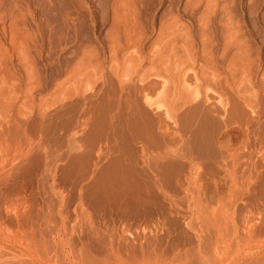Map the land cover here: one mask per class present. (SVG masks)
I'll list each match as a JSON object with an SVG mask.
<instances>
[{
  "label": "rangeland",
  "instance_id": "obj_1",
  "mask_svg": "<svg viewBox=\"0 0 264 264\" xmlns=\"http://www.w3.org/2000/svg\"><path fill=\"white\" fill-rule=\"evenodd\" d=\"M113 1L1 0L6 11L15 9V4L23 8V28L34 38L37 79L33 117L22 127L5 130L0 142V221L13 223L9 222L12 219L8 218V211L26 212L21 219L28 221L25 224L34 223L37 226L34 229L40 230V223L43 226L49 223L52 228L53 224L61 223L57 214L65 209L68 225L72 226L76 212L82 214L85 210L78 218L81 224L78 231L81 229L82 233H74L71 238L74 248L88 244L83 247L89 253L92 250L96 259L103 257L111 239L126 259L128 256L133 261L135 257L141 259L145 251L148 264H264V92L255 89L260 92L261 109L257 113L246 109L242 128L225 126L219 116H211L203 123L202 116L197 118L195 134H187L178 147L173 145L172 151L178 152L168 160L173 177L161 180L158 186L157 177L144 163V144L129 129L130 122L139 116L131 117L124 108L120 112L108 111L110 85L102 86L94 79L72 85L67 79L72 68H84L95 55L108 56L111 35L117 28ZM234 1L235 16L242 22L250 44L252 61L248 66L253 67L260 86L264 82V0ZM183 3L184 0L134 1L133 14L128 18L139 21L147 33L144 51L156 46L160 23L171 12L198 40V19L183 9ZM215 21H219L218 16ZM131 50L126 47L121 54ZM160 97L156 95L151 101L159 103ZM17 105V109L22 107L21 102ZM149 112L156 121L161 115L169 123L168 131L174 127L156 106ZM19 117L28 120L25 114H17ZM160 134L157 133V143L166 146L169 142L170 150L174 138L170 135L167 138L172 139L162 138ZM229 153H235L237 159L228 172L223 164ZM191 158L199 163L195 173ZM117 160L137 163L135 166H140L147 176L140 177L141 171L136 167L140 171L136 174L140 178L136 187L143 185L141 189L135 187L136 192L131 190L136 194V202L134 194L127 196L134 205L127 206L126 199L122 200L124 209L120 208L122 203L111 202L115 197L107 195L112 198L110 203L108 197L98 195L96 188L98 172ZM155 160L159 164L166 161ZM138 201L146 205H139ZM46 234L50 241V233ZM147 254L151 255L150 260Z\"/></svg>",
  "mask_w": 264,
  "mask_h": 264
},
{
  "label": "bare ground",
  "instance_id": "obj_2",
  "mask_svg": "<svg viewBox=\"0 0 264 264\" xmlns=\"http://www.w3.org/2000/svg\"><path fill=\"white\" fill-rule=\"evenodd\" d=\"M134 1H113V17L114 23H117V28L111 35L109 53L105 57L109 61L95 55L84 68L69 69L71 71L67 74V79L72 85H82L84 81L93 79L96 82L110 85L112 89L111 95L107 97L109 101L107 103L109 104L107 105L108 111L120 112L124 108L130 116H139V119L136 118L130 122L129 129L134 137L144 144L143 153L145 152L146 160L143 161L146 163L147 169L152 171L150 173L157 177L156 183H159V186L161 180H166L172 176L170 170L173 167L168 160L173 154L178 155L176 154L177 150L172 151L173 145L176 148L179 143L183 142L187 134H195L196 131L193 130L194 121L197 118L202 116L200 121L203 123L211 116H219L223 119L225 126L236 125L242 128L244 123L242 116L247 115L246 109L251 113H257L261 109L260 92L255 89L264 92V82L257 86V74L254 73L252 66H248L249 62L252 61L250 44L247 42L246 31L242 22L235 16L237 6L234 0H184L185 7L183 9L185 8V11H189L191 16L198 19L200 26V31L197 33L198 40L193 38L191 30L186 27L187 25L184 26L179 22L178 15L171 12L167 19L161 21L157 33L158 37L156 36V46L150 47L148 52L144 51V39L147 37V33L139 21H131L128 18L129 14H133ZM1 6L3 5H1L0 0V142L5 130L22 127L33 117L35 109L34 91L36 90L35 82L37 79L36 59L33 53L34 38L32 35L30 36L29 31L27 32L23 28V8L15 4V9L13 7L12 11H6ZM217 16L219 21L216 22ZM216 33L219 34V37L215 36ZM126 47L132 49L131 52L121 54V50ZM72 85L71 87H73ZM75 89L72 92H76ZM80 93L75 94L80 95ZM156 95L162 97H160L163 100L161 104L162 100L159 103L158 101L156 103L151 101ZM18 102L22 104L19 105L22 106L19 109L16 108ZM155 106L161 113L168 116L171 123L173 122L174 127L169 131L167 130L169 123H165L161 115H158V121L151 118L149 111L155 109ZM17 114L20 116L25 114L28 120H23L21 117H19L20 119L17 118ZM159 132L162 133V135L160 134L162 138H167L169 135L174 138L170 150L169 142L166 143V146L157 143V133L159 134ZM156 158L166 159V161L159 164L157 163L158 160H155ZM236 159L235 153H229L223 164L226 171L229 172L230 166L236 163ZM111 163L104 165L105 169L98 172L97 194L100 195L99 193H101L104 197H108L107 195L115 197L117 201L112 198L109 199L110 196L107 200L112 199L111 202L122 203L120 208L124 207L125 204L122 200L125 199L128 202H125L128 204L127 206L134 205L130 197L128 199L131 202L127 200V196L132 194V189L135 190V187L139 186V176H144L143 178L147 176L139 169L140 166H135L137 164L135 162L133 165L121 160ZM191 165L192 171L197 172L199 163H195L194 159ZM95 173L97 172L95 171ZM137 173H140L139 176L136 175ZM86 179L89 180L87 177ZM176 180H178L176 183L179 182V179ZM183 183H185V179ZM180 184L182 186V179H180ZM141 187L136 188L141 189ZM134 195L132 198L135 197L136 202V194ZM140 201L143 202V200ZM140 201H138L139 205L143 204ZM145 202L142 206L146 205ZM192 202L195 203L196 201ZM193 206L195 207L194 204ZM82 211L83 213L86 212L85 210ZM83 213L76 212L75 224L69 226L67 222L68 213L62 209L57 214L62 218L60 224H56L55 222L58 221H54L56 225L53 224L54 226L52 225L51 228L49 223L48 225L44 224V226L40 223L39 230L34 229V223L25 224L28 222L27 220L26 222L21 221L26 217V212L13 214L8 211V218L12 219L9 222L13 223L0 221V242H4V245H0V264H148L149 261L145 258L143 249L141 259L137 258L136 260L135 257L136 261H133L129 256L126 259L124 255H120L121 248L111 239V242L107 243V247L103 248L104 255H99H103V257L97 259V255L95 254L94 257L92 250L90 253L93 252V255L87 251L88 248L86 250L83 247L88 244L77 245L83 247L79 250L75 244L76 248H74V240L72 242L71 237L74 233L80 232L79 235L82 233L81 229L78 231V227L81 226L78 218L84 215ZM42 226L45 228L44 230ZM46 233H50V241ZM52 238L53 242H51ZM158 254L155 255L154 253L156 257ZM159 260L157 259V261Z\"/></svg>",
  "mask_w": 264,
  "mask_h": 264
}]
</instances>
